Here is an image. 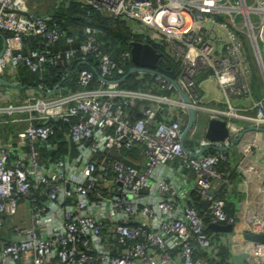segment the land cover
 Returning a JSON list of instances; mask_svg holds the SVG:
<instances>
[{
  "label": "built area",
  "instance_id": "2783aa9c",
  "mask_svg": "<svg viewBox=\"0 0 264 264\" xmlns=\"http://www.w3.org/2000/svg\"><path fill=\"white\" fill-rule=\"evenodd\" d=\"M80 1L125 21L178 69L175 77L158 66L130 71V49L112 58L95 28L86 26L77 46L72 29L35 15L36 0H0V69L40 73L75 56L57 83L27 84L33 93L0 100V264H215L208 224L235 220L224 209L232 195L221 165L246 128L230 119L240 113L229 97L249 99L252 126L264 129V99L250 87L254 68L264 78V0ZM28 35L41 37L38 47L25 50ZM132 73L136 86L127 85ZM206 75L227 109L202 110ZM202 115L224 119L226 137L208 139ZM61 124L66 153L53 140ZM251 220L248 232H258Z\"/></svg>",
  "mask_w": 264,
  "mask_h": 264
},
{
  "label": "crops",
  "instance_id": "0c3cea01",
  "mask_svg": "<svg viewBox=\"0 0 264 264\" xmlns=\"http://www.w3.org/2000/svg\"><path fill=\"white\" fill-rule=\"evenodd\" d=\"M36 0V8L38 2ZM61 2L57 0L54 4L59 5ZM45 6L44 8H46ZM46 14V13H45ZM44 15V14H43ZM220 36L224 33L221 29H217ZM223 38V37H222ZM219 48L221 47V41L218 42ZM244 51L250 59L249 46L247 41H244ZM256 67V66H255ZM252 81L250 84L252 95L256 98L264 99V78L257 71V68L253 69ZM9 74H11L13 80L19 78L16 68H7ZM2 78V77H0ZM5 79V78H3ZM7 80V79H6ZM199 96L201 98L200 105L202 110L227 109L226 96L215 81L213 76H203L200 78ZM8 81V80H7ZM11 83L18 84L17 87H12L3 83H0V90L2 92L9 93L2 95V98H10L17 92L24 90L29 92L31 89L18 81H9ZM229 101L232 105L237 107L240 115L232 116L230 119L246 127L239 140L234 141L226 149L228 159L221 165V171L223 177H226L229 182L227 189L231 193V199L225 206V211L228 215L234 217L233 229L230 231L212 230L208 229L211 233L217 236L216 244L208 251V255L213 261H217L218 264H264V260L261 261V257L264 255L262 250V243H258L248 239L245 234L252 228L250 222L251 218L258 220L257 224H254L256 230L259 229V233L264 234V228L259 224V220L264 222V129L253 127V122L250 120V116L255 112V108L251 106L249 99L244 97H229ZM202 112V111H201ZM207 115L206 112H203ZM220 116L225 117V114ZM205 123L207 118L202 115ZM252 126V127H251ZM261 126V125H259ZM200 127V126H199ZM201 128V127H200ZM255 139L256 144L252 145L248 152L244 151V147L248 142ZM188 146L192 149L195 148V144L190 142ZM194 195L195 204L203 213L206 209V202L201 197ZM200 200L204 201L201 202ZM228 209L232 210L231 213ZM205 214V213H203ZM250 215L252 217H250ZM254 220V219H253ZM259 224V225H258ZM264 244V243H263Z\"/></svg>",
  "mask_w": 264,
  "mask_h": 264
},
{
  "label": "trees",
  "instance_id": "16d2710c",
  "mask_svg": "<svg viewBox=\"0 0 264 264\" xmlns=\"http://www.w3.org/2000/svg\"><path fill=\"white\" fill-rule=\"evenodd\" d=\"M44 15H46L48 19L60 23L66 30L72 29L75 35V45L77 46L84 39L85 27L90 26L95 28L96 38L101 49L112 58L119 61L121 60V52L130 49L132 41L138 40L137 35L130 31L125 21L108 16L80 0H64L59 5H55L54 11ZM4 35L3 33V35L0 36V51L3 46ZM40 42L41 37L39 35H28L25 36L23 40L25 50L38 47ZM159 50L162 51V49ZM161 53L162 56L158 61V69L166 75L175 77L178 64H176L164 51ZM74 61L75 56L72 60L60 59L55 64H47L40 73L30 72L21 64L17 67V73L19 74L18 81L22 84L31 85L42 81L53 85L59 81L61 72L74 63ZM83 66L86 67L87 65L83 64ZM135 79V74H129L126 78L128 82L127 85L136 86L137 82ZM62 84L74 86V78L70 81L64 80ZM56 139H61L60 148H58L56 152L66 153L68 151L69 142L65 124H61V128L53 138V140ZM197 199L199 198L197 197ZM200 201L204 202L202 200ZM228 212L231 213L232 210L228 209ZM215 264H218L217 261Z\"/></svg>",
  "mask_w": 264,
  "mask_h": 264
},
{
  "label": "water",
  "instance_id": "95a60500",
  "mask_svg": "<svg viewBox=\"0 0 264 264\" xmlns=\"http://www.w3.org/2000/svg\"><path fill=\"white\" fill-rule=\"evenodd\" d=\"M131 60L135 66L131 67L130 71L144 70L155 72L161 53L156 50L154 46L147 42L132 41L130 46ZM0 83L17 87L18 84L11 83L6 79L0 78ZM183 100L189 104L190 100L186 95H182ZM195 116V110L191 105H188V123L187 126H191ZM228 129L226 126V121L221 118L212 117L208 119L206 123L205 136L210 140H222L226 137ZM192 155H198L199 153H191ZM209 228L212 230H223L230 231L233 229V223L229 224H219V223H209ZM245 236L255 242L264 243V234L259 232L247 233Z\"/></svg>",
  "mask_w": 264,
  "mask_h": 264
},
{
  "label": "rangeland",
  "instance_id": "374dc122",
  "mask_svg": "<svg viewBox=\"0 0 264 264\" xmlns=\"http://www.w3.org/2000/svg\"><path fill=\"white\" fill-rule=\"evenodd\" d=\"M58 1H60V2H63L64 0H58ZM57 2V0H40L39 2H38V7L36 8V10L34 11L35 12V15L36 16H41V15H43V14H45V13H49V12H52V11H54V4ZM45 6H47L46 8H44ZM248 54V53H247ZM0 77H2V78H5V79H7L8 81H15V82H17L18 83V81L17 80H13V78H12V76H11V74H9L8 73V71H7V68H5V69H0ZM24 92V90H22L21 89V91H19V92H17L16 93V95H21L22 93ZM0 93H2V95L4 94V95H7V94H9V93H13L12 91H10L9 93H7V92H2L1 90H0ZM27 94H30V93H33V90L31 89L29 92H26ZM11 98H12V96H11ZM3 99H5V100H7L6 98H2V97H0V100H3ZM15 101V100H14ZM1 102V101H0ZM7 102V101H6Z\"/></svg>",
  "mask_w": 264,
  "mask_h": 264
}]
</instances>
